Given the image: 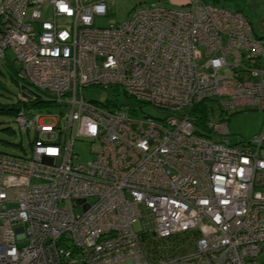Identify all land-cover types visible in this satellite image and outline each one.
I'll return each mask as SVG.
<instances>
[{
	"label": "built area",
	"instance_id": "obj_1",
	"mask_svg": "<svg viewBox=\"0 0 264 264\" xmlns=\"http://www.w3.org/2000/svg\"><path fill=\"white\" fill-rule=\"evenodd\" d=\"M107 12L106 0H0L16 122L33 127L30 155L0 153V264H264V125L230 144L211 139L225 122L201 131L192 115L264 111V37L243 11L206 0L95 25ZM89 87L163 116L86 99ZM83 138L94 157L74 163Z\"/></svg>",
	"mask_w": 264,
	"mask_h": 264
},
{
	"label": "rangeland",
	"instance_id": "obj_2",
	"mask_svg": "<svg viewBox=\"0 0 264 264\" xmlns=\"http://www.w3.org/2000/svg\"><path fill=\"white\" fill-rule=\"evenodd\" d=\"M206 1L222 5L227 9H234L236 7L234 0H218L219 2L211 0ZM257 7L259 9H264V4L260 6H254V10H257ZM246 9L249 10L250 6H248ZM128 10L129 8H127L125 4H117L116 6L112 7L110 6L108 12L105 15L94 17V24L100 27H106L122 22L125 19ZM241 10L252 24L254 34L258 36H264V15L257 16L255 15V13H251V11L250 13H248L245 9ZM42 12L44 16L48 15L46 5L42 8ZM58 21L60 22V19H58ZM62 23L64 22H61V24ZM62 26L66 27V25L64 24ZM6 56L8 60L4 59L3 61L10 63V61L13 59V54L10 49L6 50ZM10 73L11 68L8 67L7 70V68L4 67L2 61L0 60V103L2 104L14 103L15 93L18 91V87L15 84L18 82V79L15 78L14 82L10 77ZM118 90V93H116L117 91L113 87H109L107 89L100 87H89L83 90V95L86 99H91L98 102H102L105 98H109L117 100L119 103L128 101L129 104L142 106L141 109H137V113L133 114L135 118H141L147 115L155 118L163 116L161 112L156 111L150 105L138 104L135 99L131 97L126 98L120 88ZM27 101L31 102L29 100ZM51 110L56 114L59 110L65 111L66 109L64 107H52ZM188 111L189 107L184 106L181 110L178 111V113L179 115H183V113H186ZM206 111L207 120H209V122L213 124H221L224 122L226 123L228 133H211V139L215 141L227 140L230 144H238L241 141L248 139L253 134L258 133L262 125H264V111H260L259 109L252 107L229 109L226 113L222 112V114H219L218 108L215 105L211 104L206 106ZM192 115L195 118L196 114ZM204 130L206 131L205 127ZM32 136V126L27 133L25 129H20L18 127L14 119V115L4 113L0 114V151L18 156H22L24 153L28 156L31 153L30 140L32 139ZM94 148L95 144L90 143V140L87 138L75 140L73 143V152L75 153V155L72 157V161L74 163H79L92 159L94 157V154L91 151ZM75 211L79 213L81 211L80 207H76ZM133 228L135 229V231H139L141 229L140 220H136L133 223ZM262 256L264 255H261L260 257L262 258ZM68 264L83 263L77 261L72 263L69 262Z\"/></svg>",
	"mask_w": 264,
	"mask_h": 264
},
{
	"label": "crops",
	"instance_id": "obj_3",
	"mask_svg": "<svg viewBox=\"0 0 264 264\" xmlns=\"http://www.w3.org/2000/svg\"><path fill=\"white\" fill-rule=\"evenodd\" d=\"M191 0H106L108 4V9L111 6H116L117 4H125L127 8H131L136 5H147V4H160V5H170L174 7H184L186 6ZM219 2L218 0H211ZM234 3L236 7L234 9H245L248 13H255V15L260 16L264 15V9H258L254 10V6H260L264 4V0H238ZM241 6V7H240ZM248 6H250V9H246ZM246 7V8H244ZM241 8V9H240ZM242 11V10H241ZM128 12V11H127ZM264 37V36H262Z\"/></svg>",
	"mask_w": 264,
	"mask_h": 264
},
{
	"label": "trees",
	"instance_id": "obj_4",
	"mask_svg": "<svg viewBox=\"0 0 264 264\" xmlns=\"http://www.w3.org/2000/svg\"><path fill=\"white\" fill-rule=\"evenodd\" d=\"M2 63L4 65V67L7 68V70H8V67L11 68L10 77L14 81L15 80V76L14 75H15V72H16V68H15V64H14L13 60H11L10 63L9 62H4V61H2ZM15 84L17 85V83H15ZM17 92L15 93V102L14 103H12V104H2V103H0V114L4 113V114L14 115L15 121H16V115H17L18 110L20 108V103H19V99L17 97ZM35 103H37L36 100H34L31 105H34ZM23 105L24 106H29V104L26 103V102H24ZM40 105H43V104H40ZM192 111L194 112V114H196V116H195L196 119L194 121L195 126L197 128H199L201 131H205L204 130V127H205L204 123L207 120L206 108L204 106H196V107H193ZM202 128H203V130H202ZM25 130L27 131V129H25ZM27 133H28V131H27ZM0 153L9 154V153H5V152H2V151H0ZM10 155H13V154H10ZM16 156H18V155H16Z\"/></svg>",
	"mask_w": 264,
	"mask_h": 264
}]
</instances>
